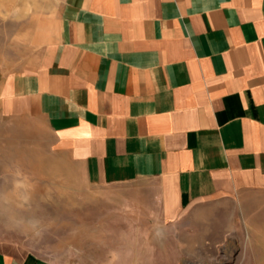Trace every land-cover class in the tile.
Listing matches in <instances>:
<instances>
[{
	"label": "crops",
	"instance_id": "crops-1",
	"mask_svg": "<svg viewBox=\"0 0 264 264\" xmlns=\"http://www.w3.org/2000/svg\"><path fill=\"white\" fill-rule=\"evenodd\" d=\"M48 16L24 70L0 73V114L42 120L91 186L154 182L141 202L163 250L201 253L264 208V0H58Z\"/></svg>",
	"mask_w": 264,
	"mask_h": 264
},
{
	"label": "rangeland",
	"instance_id": "rangeland-1",
	"mask_svg": "<svg viewBox=\"0 0 264 264\" xmlns=\"http://www.w3.org/2000/svg\"><path fill=\"white\" fill-rule=\"evenodd\" d=\"M57 1L0 0V73L24 70L38 50L34 20L49 17ZM50 140L38 117L30 125L28 115L0 114V250L55 264H237L264 256V208L247 212L248 223L231 213V225L225 218L212 236L219 243L201 253L180 254L171 236L163 250L157 218L146 217L141 202L145 195L146 209L153 205L154 182L91 186Z\"/></svg>",
	"mask_w": 264,
	"mask_h": 264
}]
</instances>
